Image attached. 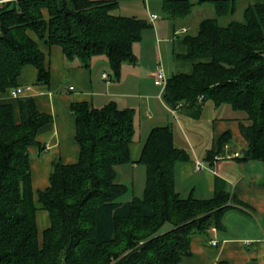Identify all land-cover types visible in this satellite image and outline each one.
<instances>
[{
  "label": "trees",
  "instance_id": "16d2710c",
  "mask_svg": "<svg viewBox=\"0 0 264 264\" xmlns=\"http://www.w3.org/2000/svg\"><path fill=\"white\" fill-rule=\"evenodd\" d=\"M127 0H0V94L20 87L25 66L37 70V86H49L51 71L40 43L60 46L67 65L91 69L105 57L114 79L124 64L138 62L135 45L153 26L135 16L115 14ZM239 0H162L167 19L185 20L196 6L209 4L196 33H182L192 62L190 73L168 79L163 100L199 120L207 103L243 114L248 142L244 160L264 161V0H249L242 20L223 25ZM77 162L53 163L49 186L35 197L29 147H42L38 133L52 123L34 97L0 99V264H180L192 255L195 236L209 239L223 227L234 200L218 188L211 198H183L176 168L191 161L175 142L171 125L153 128L137 163L146 167L142 196L119 199L128 187L117 167L132 161L135 111L115 102L95 108L73 102ZM230 141L224 134L219 146ZM221 149V148H220ZM209 151L206 160H214ZM135 162V161H134ZM49 213L50 226L39 238L37 212ZM218 264H225L219 262Z\"/></svg>",
  "mask_w": 264,
  "mask_h": 264
},
{
  "label": "crops",
  "instance_id": "0c3cea01",
  "mask_svg": "<svg viewBox=\"0 0 264 264\" xmlns=\"http://www.w3.org/2000/svg\"><path fill=\"white\" fill-rule=\"evenodd\" d=\"M151 15L157 14L150 13V19ZM158 19L157 15V18L152 20V28L157 37L153 42L157 66L145 68L141 77H136L131 82L124 79L123 75L118 80L114 79L108 61L102 57L94 59L91 69L77 65L69 66L60 46L50 47L40 43L51 71L50 85H36L37 70L33 66H25L19 77L21 87L33 88L25 96L34 97L38 110L53 116L52 123L37 135L42 152L37 145L29 147L35 197L39 191L49 186L53 163L56 160H61L64 164H73L78 160L76 119L71 111L73 102H88L95 108L115 102L120 109H133L135 120L136 107H139L140 111L145 110L148 120H151L157 116L152 103L154 96L148 94L152 91L144 88L143 80L152 81L156 86L154 73L159 64L165 69L168 79L173 75L192 71V62L179 57L186 52L185 45L180 41L181 34L175 35L180 31L178 29L189 27L177 28L175 22L168 19L170 29L166 31L160 24L156 25ZM161 33L163 37L159 36ZM138 65L139 60L135 65L124 64L122 70L128 71V68ZM104 74L108 77L104 78ZM129 83L132 90L128 89ZM71 87L73 89H70ZM162 94L158 93L157 98L164 102ZM8 97L9 93L0 94V99ZM163 106L180 124L181 131L171 125L176 144L187 149L191 155V161L181 163L179 167L177 165V191H184L188 197L207 199L211 198L218 188H222L234 197L224 214L222 229H214L209 239L193 237L192 255L184 258L180 264H264V161L243 159L248 142L241 132V122L244 125H250V122L244 120L243 116L233 111L230 106L217 108L214 105H206L199 120L193 119L181 109L173 113L174 109L168 107L165 102ZM168 125L170 124L150 126L148 135L153 128ZM226 133L230 134V141L219 146V140ZM212 150H219L216 155L219 159L215 157L212 161L206 160L207 153ZM235 152L240 153V156H234ZM199 159L204 160L208 169L196 171L194 163ZM38 223L46 227L39 230L41 240L43 231L51 224L47 211L37 212ZM212 241H216L217 245H213Z\"/></svg>",
  "mask_w": 264,
  "mask_h": 264
},
{
  "label": "rangeland",
  "instance_id": "374dc122",
  "mask_svg": "<svg viewBox=\"0 0 264 264\" xmlns=\"http://www.w3.org/2000/svg\"><path fill=\"white\" fill-rule=\"evenodd\" d=\"M248 2L249 0H239L237 11L234 13V15L220 19L221 24L226 25L231 20H242L244 9L247 6ZM162 7V0H127L120 2L118 8L115 11V14L122 16H135L139 19L147 20L149 24L153 25V21L150 19V13H155L159 16V19L156 21V25L160 24L164 30L168 31L170 29V22L166 18ZM215 14V8L209 4L196 6V8L193 9L192 13L185 20L175 22V24L177 28H180V26L189 27V33L194 34L197 32L198 25L202 19L215 17ZM159 36L163 37L162 33ZM155 39L157 40V37L153 28H149L143 32L141 42H139L135 46V52L138 56L139 65L135 68H128V71L122 70L123 72L121 71V75H123L124 79L131 82L136 77H141V74L143 73V70L145 68L149 69L153 66H157V57L153 50V42L155 41ZM102 58L106 59L105 57ZM159 67H161L160 64L156 68L155 72L159 69ZM143 86L145 89L152 91V93H148V91L144 92L154 96V98L152 99V103L154 110L157 112V116L154 119L151 118V120H148V115L146 114L145 110L142 109L140 111L139 107H136V135L133 143L132 161L117 167V170L119 172V182L124 183L128 187V192L119 199V201L121 202H128L132 200L133 197H140L144 193L146 183V167L143 164L137 163L136 160H138L141 154V150L148 136V130L150 126L170 124L173 125L178 131H181L179 122L164 108V102L162 101V99L157 98L158 93H163V88L154 86L152 81H147L146 79L143 80ZM128 89L132 90V85H130V83ZM136 89H138V87H136ZM207 105L213 104L209 102L207 103ZM225 107L228 106L225 105ZM152 113L153 111L151 110V114ZM209 114L210 111L208 112L207 116ZM134 164L136 166H134ZM180 165L181 163L178 165V167ZM180 194L183 198L188 197V195L182 190L180 191ZM42 211L43 210H39V213H41ZM40 215L41 214H39V216ZM40 222L43 224L42 221ZM41 223H38L39 230H43L44 228H46L43 227Z\"/></svg>",
  "mask_w": 264,
  "mask_h": 264
},
{
  "label": "built area",
  "instance_id": "2783aa9c",
  "mask_svg": "<svg viewBox=\"0 0 264 264\" xmlns=\"http://www.w3.org/2000/svg\"><path fill=\"white\" fill-rule=\"evenodd\" d=\"M156 18H157V15H151V20H154ZM188 30H189L188 28L183 27L182 29H180V31H177L175 33V35L185 33ZM103 77L107 78L108 76L106 74H104ZM167 82H168L167 74L165 72V69L161 66L154 73V83H155L156 86L162 87L163 88V92H164V89L166 88ZM70 89H73V87H71ZM32 90H33L32 87H21L20 86V87H17L16 89H13L11 91L10 97L16 99V98H19L21 96H25L27 93H30ZM177 110L178 109H174L173 113H176ZM234 156L239 157L240 153L235 152ZM216 159H219V158L216 157ZM194 166H195L196 171H204V170L208 169V166L205 164L204 160H201V159L196 160L195 163H194ZM212 244L213 245H217V242L216 241H212Z\"/></svg>",
  "mask_w": 264,
  "mask_h": 264
}]
</instances>
